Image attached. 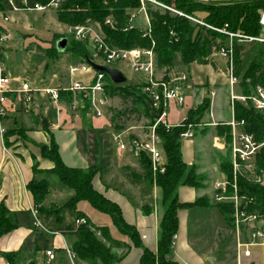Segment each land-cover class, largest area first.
I'll return each mask as SVG.
<instances>
[{"label": "trees", "instance_id": "obj_1", "mask_svg": "<svg viewBox=\"0 0 264 264\" xmlns=\"http://www.w3.org/2000/svg\"><path fill=\"white\" fill-rule=\"evenodd\" d=\"M22 0H14V4L22 9ZM51 0H25L28 8L41 5L48 6ZM157 4L165 8L174 7V10H180L186 17L198 19L202 25L193 24L187 18L178 17L177 14L168 13L160 9L158 5H151L148 2L140 0H61L57 6L56 17L59 22L68 28H81L85 26L98 27L102 32L103 41L108 47L119 50L144 49L152 50L156 57L155 71L157 73L163 70L169 71L174 68L187 69L191 65L212 66V56L216 55L222 48H226L227 35L219 31L241 34L250 38L263 37L264 29L259 24L261 14L264 12V0H253V2H239L234 4L210 2L205 4L192 0H156ZM195 7H199V16L194 14ZM144 8L147 16L149 31L143 32L140 29L131 28L132 16L130 12L139 11ZM11 11L7 0H0V12ZM180 12V13H181ZM201 20V21H200ZM109 21V26L106 22ZM148 32V33H147ZM56 38V36H55ZM64 37L55 39V43ZM68 41L64 51L77 54L75 57L80 60L79 65L87 64V60L92 62L89 54V45L87 43ZM255 47L264 46L262 43H252ZM70 45V46H69ZM264 48V47H263ZM243 45L236 40L232 43V69L233 74L238 80V93L241 96L248 97L256 90V87L264 88V64L259 61H252L248 67L243 68L242 54ZM45 54L50 57L60 55L54 47L51 51L45 50ZM99 57L97 54L96 58ZM106 79V94L113 96L118 93L122 96H130L132 93L125 86L114 85ZM135 101L140 103L143 114L149 119V124L153 125L154 120L149 115L150 103L140 92H133ZM16 95H7L6 98L14 100ZM71 94L60 92V101L70 104ZM84 115L90 110L91 103L89 99H84ZM210 100L203 99L202 105H199L195 111L187 110L185 124L189 120L199 121L205 114H208ZM234 121L243 123L239 128L253 136L254 140L263 141L264 139V115L255 111L250 103L233 105ZM34 116L33 114L30 115ZM6 119V118H5ZM41 126L48 137L50 150L46 149L41 158L52 163L53 167L49 170H40L38 162L33 158L32 176L33 178L26 185V191L30 192L34 205L35 217L39 219H48L51 216L59 222L63 211H75L74 220L83 219L85 224L78 227L67 225L61 230V234L69 241V251L75 256V261L82 264H120L122 259L131 250L127 242L115 240L112 238L107 227H95L81 212L77 211V206L81 203H88L92 209L100 214H104L111 219L112 227L126 238L131 245L140 249L139 264H179L172 260L174 248V238L178 232V210H188L193 207H214L224 217L228 225H232V204L208 205L205 199H196L188 204L180 203L177 198V190L180 187H191L198 189L201 187V178L195 176L194 168H188L180 156V135L186 132V128L171 127L166 130L157 126V134L162 143V150L166 158V165L163 174L154 175L151 172L150 163L144 156L139 157L135 169H122L125 181L134 187L140 188L142 182L150 184V190L153 187L160 189V205L162 213L158 224L157 249L155 252L145 249L140 243L137 230L133 226H128L121 216L120 208L107 200L103 194L98 193L92 185L94 178L98 177L100 184L107 190L112 189L107 184L108 171L98 169L94 166L80 169L77 167H68L61 161L59 146L54 143L55 132H49L48 124L42 119ZM216 135L224 137V141L229 146L231 143V127L218 124L215 126ZM17 128L16 120H12L10 129H6L3 142L9 147V141L12 139ZM58 131V130H56ZM29 132V131H27ZM26 132V134H27ZM23 133V132H22ZM255 160L256 173H243L241 171L235 178L236 195L242 199L240 212L247 215H256L264 217V185L255 182V178L264 173V150L259 151ZM230 148H227L225 156L222 157L220 170L227 178L232 181V170L230 162ZM56 175L61 184L72 192V197L62 206L45 205V200L50 193L49 178ZM258 179V178H257ZM118 190L119 189H114ZM230 196L233 192L232 186L227 191ZM127 201L136 208L135 202L131 197L126 196ZM153 202H155L153 200ZM206 203V204H205ZM150 205V206H149ZM153 204H145L141 209L143 216L152 213ZM73 220V221H74ZM32 212L20 211L12 213L8 208L0 204V239L2 236L15 231L19 227L31 229L34 234V240H26L16 252L0 253V258L4 259L6 264H36L35 255L48 248V239L55 233L48 231L44 233L34 224ZM232 227V226H231ZM99 233L100 236H97ZM120 250L121 253L117 254ZM53 251V250H52Z\"/></svg>", "mask_w": 264, "mask_h": 264}, {"label": "rangeland", "instance_id": "obj_2", "mask_svg": "<svg viewBox=\"0 0 264 264\" xmlns=\"http://www.w3.org/2000/svg\"><path fill=\"white\" fill-rule=\"evenodd\" d=\"M143 2H148L151 5H158L160 9L165 10L168 13H174L177 14L178 17L181 18H187V20L191 21L193 24H197L198 19H193L191 17H186L183 15V13L178 10H174V7L171 6V8L157 4L156 0H140ZM211 2V1H210ZM214 2V1H213ZM222 3H228V4H234L239 2H253V0H225L220 1ZM210 4V3H204ZM58 7H52L50 9H47L42 12H34V11H23V12H15L12 14V16L6 15V18H9L10 16L13 18L12 22L10 20L11 24V36L8 40H3L4 42L0 41V47L3 46V48H0V67L5 70V73L13 78H19L23 82H29L33 88H43L46 80L51 79L52 76L55 74L57 75V79L62 83L63 85H68L70 82V68H78L80 65L78 64L80 60L76 58L75 56L77 54H72L71 52L62 53L58 56L50 57L45 54V50L51 51L55 46V39L64 37L68 38L69 40L76 38L74 35H70L67 31V27L62 25L58 17H56V10ZM140 10V9H139ZM200 10L199 7H195L193 12L194 14L197 13L199 16H203L204 14L198 13ZM136 12L138 11H133ZM181 12V13H180ZM137 19V21L135 20ZM134 20L136 21L135 25L137 24L138 30L140 29L143 32L149 31L148 27L149 24L146 26V22L142 21L140 17H136ZM201 21V20H200ZM134 25V24H132ZM199 25H202L200 22ZM98 28L97 26L95 27ZM66 30V31H65ZM98 30L99 35H103L102 32ZM264 31V30H263ZM148 33V32H147ZM56 36V38H55ZM264 36V34H263ZM93 34L89 35V41L83 42L87 43L89 45V54L91 55V59H93L95 64H102L103 60L100 57H97V50L96 45L92 42ZM68 43V41H67ZM81 43V42H80ZM229 40L226 41L225 46L228 45ZM243 45V51L242 54V64L243 68L245 69L248 67V65L254 60L259 61L264 64V46H257L253 45L252 43L247 42H240ZM3 44V45H2ZM2 50V51H1ZM151 50V49H150ZM6 52V53H5ZM154 61L156 65V57L154 56ZM212 66H191L190 70V76L192 79V87L191 91L195 96V102L193 103L192 107L189 108L191 111H195V109L202 105L203 99L208 98L210 100V107L208 108V114H205L203 118H200L199 121L195 120H189L188 123L185 124V122H180L176 125L171 124V120L176 119L182 120L184 119V110H181L180 112H176L174 110V107H171L169 117L167 119L168 124L172 125L173 127H178V125L183 124V126L186 129H190V131L195 136V139H200V134H203L204 132L210 133V131L213 129L215 122L213 123V117L215 119L214 113L215 111L219 112L222 111L224 114V118L228 119L230 115L234 117L233 112V105L234 103H238V101H234L232 103L231 99V92L233 96L240 97L241 95L238 93V86H234L232 89L230 88L229 84L227 83V66L226 61L222 59L218 55L212 56ZM88 65V64H87ZM110 68H115L118 71L122 72L123 75L127 78V81L125 84H123L121 87L125 86L129 89V91L132 93L130 96H122L121 94L115 93L113 96L105 93V102L106 104L104 106H98V109L101 110V117L97 118L94 116V114L91 112V110L87 111L84 115L82 114V111H72L69 109L67 103H64L63 101L58 102V104L50 103L46 98L41 96H36L33 99V102L30 103V109L26 110L23 104L21 103L22 99L21 97L17 96L13 101L7 99L6 105L7 110L13 109L12 116L6 117L7 120L4 122V128L10 129L12 126V120H16L17 128L13 130H20L22 132L16 131L17 134H14L12 136V141L20 143L21 146L24 147H33L35 148L37 154L41 152L42 146H45L48 151L50 150L49 144H42V145H36L34 144L26 134L27 131L32 132L33 130H37L41 133H44V129L41 126L42 119H45L48 124V130L49 132H55L54 134V143L56 146H59V154L61 161L64 162V164L68 167H77L80 169H84L82 167L86 166H94L98 169H100V166H109L110 163H113V159L115 157V152H117V149L115 145L112 144L111 139L115 134H125L129 136H138L137 134L139 132L143 131V128L145 126L150 125L149 119L143 114L142 108L140 107V103L138 101H135V96L133 95V92H140L141 93V79L134 75L133 72H131L125 65V63H117L112 64ZM176 72H184L186 70L180 69V68H174L172 69ZM220 70V71H219ZM166 71H162L158 73L159 75L163 76L165 75ZM221 74V75H220ZM75 76V79L78 81H85L91 76V73H88L86 75L80 76V74L76 73L73 75ZM158 76V75H157ZM10 77V78H11ZM142 78V77H141ZM18 84L12 83V87H17ZM66 87V86H65ZM213 96H212V94ZM214 94L216 95L214 97ZM205 97V98H204ZM103 98V100H104ZM199 100V105L198 101ZM83 105L85 102H83ZM241 103V102H239ZM249 103V101H247ZM243 105V102L241 103ZM55 108L50 109V107ZM190 105V104H189ZM245 105V104H244ZM46 108V109H45ZM52 110V112H51ZM58 110V113L56 111ZM8 114V113H7ZM33 114L34 116H30ZM183 116V117H182ZM60 118V119H59ZM65 121V124H64ZM220 123V122H219ZM229 124V123H228ZM170 125V126H171ZM56 128V129H55ZM181 128V127H178ZM108 129L112 131V136L110 139V135L108 132ZM58 130V131H56ZM137 133V134H136ZM216 134V132H214ZM193 136V137H194ZM75 139V140H74ZM126 138H124L125 140ZM190 140V139H189ZM75 141V143H73ZM210 141V140H209ZM219 142V141H218ZM213 144V143H212ZM77 146V147H76ZM182 146H180L181 151ZM200 152L201 154H205L207 158L204 162L201 163V167L206 170L205 166L206 164H210L209 160H212V164H210V170H206V172H203V174H199L200 171L198 167L192 166L193 171H195V176L197 178H201V187L203 190H207V186L211 183L210 181H213L211 178H215L217 174V170L222 173L220 170V164L223 161L222 155H217L213 153V150L210 149V147H201ZM226 148V147H225ZM229 148V146H228ZM227 150V149H226ZM217 153V151H216ZM226 151H223V154H225ZM119 157L123 158L124 155H131L132 158L134 157L132 154L128 153H118ZM136 158V157H135ZM118 159V157H117ZM203 159V158H202ZM111 161V162H109ZM115 162V165H111L110 167L114 170L115 173H113V176L117 173V176L112 178L113 181L116 179L118 180H124L122 177V169L120 170V164ZM207 162V163H206ZM218 163V164H217ZM215 164V166H213ZM123 165V164H122ZM218 166V169H217ZM109 167V168H110ZM123 167V166H122ZM188 167V166H187ZM232 167V165H230ZM216 168V170H215ZM132 168H128L127 170H131ZM232 172L233 169L231 168ZM109 174V173H108ZM223 174V173H222ZM110 175V174H109ZM107 176L106 182H108L109 185L111 184L110 177ZM238 176V174L236 175ZM223 177V175H222ZM221 177V178H222ZM218 181H214V183H211V189L213 188V184L216 182L226 181L227 184H229V188L231 186H234L235 181H233L236 177L234 176V173H232V181H227V178L224 176L222 179ZM210 179V181H208ZM263 183H264V175H262ZM116 184V183H115ZM149 188L150 184L148 182H145L144 184ZM236 185V184H235ZM261 185V184H260ZM264 185V184H263ZM156 187H153V189ZM59 189L67 190L60 182L59 178L56 175H51L49 178V190L50 194L58 193ZM150 189V188H149ZM148 189V190H149ZM152 189V190H153ZM149 190L150 196L143 200H134L138 201L142 204L145 203H151L153 204V200L156 203V209L158 212V215L162 213V206L160 205V189H156V193L153 194V191ZM70 192V191H69ZM152 192V195H151ZM214 192V190H213ZM71 193V192H70ZM229 193L226 192L225 199L222 202H216L212 197L210 199L207 196H202L199 199H205L206 203L209 205H217V204H228L231 205L233 202L232 196H228ZM47 199V198H46ZM65 203L68 201L66 199V196L62 194L59 197V202ZM59 203V204H63ZM205 203V204H206ZM233 208V206H232ZM211 212L209 209H192L190 211V214H194L193 216H200L207 218L206 221L210 224L207 226L202 227V232L198 235V239H200V242H204V244H201L202 247L209 245L212 246L211 239L218 238L222 240V242L226 243V246L230 249H228V252H223L219 259L218 264H231L226 262V254L231 253L232 249V237L234 236L235 232L233 229L229 228L228 225L225 223L224 217L216 211L215 208H212ZM83 211L91 220V222L95 226H102L107 225L108 230L112 231V224H110L109 218L104 215L100 214L94 209L91 208V206L87 203H82L77 206V211ZM75 211H63L61 214V220L59 222L55 221V218L51 216L50 218L53 219V221L50 223L49 220H42L39 219L41 226L44 228V230H50L53 232H57V229H63L67 225H72L74 218ZM212 213V214H210ZM233 213V210H232ZM204 214H209L207 216H203ZM48 218V219H50ZM105 223V224H103ZM260 227L263 226L259 225ZM231 227V226H230ZM98 236V234L96 233ZM114 238H116V235H114ZM199 243V242H197ZM70 244L69 241H67V245ZM200 244V243H199ZM50 248V247H48ZM69 248V245H68ZM52 249V248H50ZM215 254V253H214ZM255 257V256H254ZM261 256H257V260H261ZM65 264H70V262L65 260ZM78 261H76L75 264H77ZM80 263V262H79ZM81 264V263H80ZM209 264V261H208ZM235 264V263H233Z\"/></svg>", "mask_w": 264, "mask_h": 264}, {"label": "crops", "instance_id": "obj_3", "mask_svg": "<svg viewBox=\"0 0 264 264\" xmlns=\"http://www.w3.org/2000/svg\"><path fill=\"white\" fill-rule=\"evenodd\" d=\"M192 1H195V2L198 1L201 3H207V2L210 3V1L213 3V1H214L217 3H222L220 1H225V0H192ZM230 1H232V0H230ZM14 13L15 12H13V11L0 12V41H2L4 38L12 37L11 36L12 31L10 28L11 27L10 20L12 22L13 18L11 16ZM134 13L135 12H133V11L130 12V14L132 16L131 26H130L131 28L137 29L140 27V26L137 27V24L135 25V23L137 21V19H135L136 17H140L142 21L146 22V26L148 25V20H147L146 14L144 12V8H141L138 12H136V14H134ZM9 14L11 15L9 18H11V19L6 18V15H9ZM5 19H7V21H5ZM132 24H134V25H132ZM0 48H3V46ZM0 58H2V57H0ZM191 66H196V65H191ZM191 66L187 69H184V70H186V72L189 75V81L187 83L188 87L185 89V104H184V106L182 108H178L175 105H171V107H174V110L177 113L180 112L181 110L185 109L184 110V113H185L184 119L186 116V111L190 107H192L193 103L195 102V99H194L195 96L191 91V87L193 84L190 83V82H192L191 76L189 74L190 73L189 69L191 68ZM207 67H209V66H207ZM163 71H165V70H163ZM172 72H174V70H172V69L169 71H166L165 75H163V76H167ZM76 73L80 74V76H82V77H83V75H86V74L80 73L79 71H76L70 75V81H78L75 79V76L73 77V75H75ZM4 75L9 76L5 73V70H4ZM92 75H93V73H91V76L88 79H86L85 81H89L92 78ZM9 77H11V76H9ZM158 77H162V76L158 74ZM11 78H13V77H11ZM13 79H18V78H13ZM79 82H83V81H79ZM65 86L68 87L69 84L62 86V83H60V81L57 79V75L54 74L51 79L46 80L43 88L44 87L65 88ZM35 89H37V88H35ZM215 96L216 95L214 94V97ZM46 100H47V98H46ZM197 101H198V104H196V105H199V100H197ZM52 106L53 107H50V109L55 108L54 105H52ZM171 107H170V109H171ZM13 112H14L13 109H10L9 111L7 110L8 114L6 117L12 116ZM51 112H52V110H51ZM56 112H58V110ZM169 113H170V110L168 111V114ZM214 116H215V119L213 117L212 120H213V123L215 122V125L212 127L213 129L210 131V133L204 132L203 134H200L199 136H201V138L198 140L195 139V136H194L193 138H190V140L186 139V140L180 141L181 142L180 146H182L181 151H180V156L182 157L183 163L186 166H188V168H190L192 166L198 167L199 170H197V171H200L199 174H203V175H204L203 172H206V170H210V168H211L210 164H212L213 162H212V160H209L210 164L209 165L206 164V166H205L206 170L201 167V163L204 162L205 159L207 158V156L205 154L200 155V153H202V151L200 152V149L202 150L201 147L202 146H204L205 148L210 147V149L213 150V153L220 155V156L222 155L224 157L225 154H223V151L224 150L226 151V149L228 148V145L226 144V141H224V137L214 134V132H216L215 126L218 124L230 126L228 123H230L232 120H234L232 115H230L228 117V119H225L222 111H219V112L215 111ZM6 120H7V118H6ZM182 120H178V121L176 119L171 120V124L176 125V124L180 123ZM64 124H65V121H64ZM108 132H109L110 139H111L112 131L110 129H108ZM140 133L141 132H139L138 134L136 133V134L140 135ZM231 133H232V129H231ZM27 135H28V138L36 145L48 144L49 139L45 133H41L37 130H35V131L33 130L32 132H27ZM12 139L9 141L10 146L7 147V146H5V144L3 142V138L0 137V204L3 203L8 208V210L12 213H16V212H20V211L30 212L33 210L34 205H33V200H32V196H31L30 192L26 191V185L33 178L32 169H31L32 165H33L32 160H33V158H35L36 162H38L40 170H49L53 167V165L51 162H49L45 159H42L41 154L40 153L37 154L35 148H33V147L27 148V147H24L23 145L21 146L20 143L13 142ZM73 143H75V141H73ZM216 151H217V153H216ZM124 156H125L123 158L124 160H122V157L120 158L119 154L115 152V157L113 159L112 164L110 163L109 166H107V165L100 166V169L102 168V169H105L109 172V174H110L109 177H110V181L112 184V185H110V187L112 189H109V190L105 189L100 184L98 177L94 178L92 185H93V188L98 193L103 194V196L107 200L118 205V207L120 208L121 216H123L124 222L128 226H130V227L133 226L135 228V230H137L141 245H143L145 249L147 248L149 251L155 252L157 249L156 242H157L158 231H159L158 230V224H159V220L161 217V213H160V215H158V212L156 209V207H157L156 203L157 202H153V205H151L153 208L152 213L149 215L143 216L141 214L140 209L145 204H149V202L142 204L138 201H133L136 204V208H133L132 205H130V203L127 201V199L125 197V195H126L128 197H131L134 200H143L146 198V196L147 197L150 196V193H147L150 190L149 189L150 186L148 188L149 190L147 189V187L145 185H141L140 188L134 187L125 181L123 174H122L121 178H124V180L120 181V180L116 179V181L115 180L113 181V179H112L114 176L116 178L117 173L113 176V173H115V172L110 166L115 165L116 161H118L117 163L120 164V165H118V166H120V170H118V171H121V169H127V167L128 168L130 167L132 169H135L137 167V163L139 161V158H135V157L132 158L131 155H127V154H125ZM117 157H118V159H117ZM109 162H111V161H109ZM213 166H215V164H213ZM86 167H90V166H86ZM86 167H82V168L86 169ZM217 169H218V166H217ZM215 170H216V168H215ZM210 171H212V170H210ZM222 175L223 174L220 173L219 170H217V174H216L215 178H211V179H213V181H210V179L208 181H210L211 183L212 182L214 183V181L220 180ZM223 177H224V175H223ZM145 182L146 181L142 182V184H144ZM211 183L209 184V186H207V188H208L207 190H203L202 188L193 189L191 187H180L177 190V198L180 201V203H183V204L192 203V202L196 201V199H199L202 196H207L210 199V197H212V195H213V188L211 189V187H212ZM107 184H108V182H107ZM116 188L119 189L120 192H118V190H114ZM156 189L157 188H154L152 190L153 194H155L158 191V190L156 191ZM69 191L59 189L58 193L56 192L52 195L49 193V195L47 196V199L44 202L45 205H47V206L54 205L56 207L62 206L64 203L61 201L59 202V197L62 194H64L66 196V199L69 200L72 197V192L70 191L71 192L70 193ZM151 195H152V192H151ZM59 203H63V204H59ZM206 208L209 209V211L211 212V210H213L212 208H214V207H203V208L193 207V208H189L188 210H178L177 211L176 215H177V219H178V227H177L178 232H177L175 239H174L175 244H174V248H173V254L171 256L173 261L178 262L179 264H208V261H209V264H218V259H219L220 255L223 252H228V249H230L226 246L225 242H222V240L219 239V237L213 238V239H211V241H209V242H212L211 247L209 246L211 243L207 246H204V247L201 246V244H204V242H200L201 240L198 239V235L202 232L201 231L202 227L204 225L207 226L210 223H208L206 221L207 218L200 217V216H193L194 214L193 215L190 214V211L192 209L198 210V209H206ZM78 211L81 212L83 215H85L86 218H89L83 211H80V210H78ZM210 214H212V213H210ZM207 215H209V214H204L203 216H207ZM46 220H49L50 223L53 221L52 218L46 219ZM89 220H90V218H89ZM109 220H110V224H112L110 218H109ZM90 222H91V220H90ZM103 224H105V223H103ZM102 226L107 227V225H102ZM102 226H95V227H101L102 228ZM228 227L233 229V231L235 232L233 227H230V225H228ZM61 230L62 229H57L56 233H58V235H54L48 239V246L50 248H52L51 250H53V252H54V258H53L54 260L52 261L53 262L52 264H65L66 263L65 260L66 261L68 260L67 254L64 251L66 247L68 248L67 240L63 236V234H61ZM52 231H53V229H52ZM109 231H110L113 239L120 240L122 242H127L131 246V250L122 259L120 264H139V260H140L139 258L142 254V251L140 249L134 247L133 245H131L130 242L127 241L126 238L121 236L120 233L118 231H116L113 227H112V231L111 230H109ZM114 235H116V238H114ZM240 238H241V241H243L244 234H242ZM28 239H30L32 241L34 240V234L32 233L31 229L28 230L26 228L19 227L15 231H13L7 235L2 236V238L0 239V253H2V252H4V253L16 252L18 250V248ZM236 240H237V236L235 233L234 236L232 237L231 253H228L225 255V256H227L226 262L231 263V264H233V263H235V264H264V245H262V246L261 245H251L248 248L249 252H250V256L247 258V257L242 256V254H239V255L237 254V241ZM197 242H199L200 244ZM120 253H121V251L118 250L117 254H120ZM257 256L258 257L261 256L262 257L261 260L258 261ZM34 262L36 264H47L46 258H45V251H43V250L39 251L35 255ZM75 263H76V261H75ZM0 264H6L5 260L0 258ZM70 264H71V262H70ZM77 264H80V263L77 262Z\"/></svg>", "mask_w": 264, "mask_h": 264}, {"label": "built area", "instance_id": "obj_4", "mask_svg": "<svg viewBox=\"0 0 264 264\" xmlns=\"http://www.w3.org/2000/svg\"><path fill=\"white\" fill-rule=\"evenodd\" d=\"M61 0H51L48 6L43 7L41 5H36L34 8L30 9L27 6L25 0L21 1L22 9H19L15 4L14 0H7L10 5V9L13 12H23V11H34L42 12L52 7H57ZM148 1V0H147ZM7 21V19H5ZM110 22L107 21L106 25L109 26ZM259 24L264 29V12L261 14L259 19ZM98 28L85 26L81 28H68L67 31L70 35H74L76 40L79 42H88L89 35L93 34L92 42L96 45L97 54L103 60L101 65L110 68L112 64L125 63L126 67L133 72L134 75L138 76L141 83V93L145 96L146 100L150 103V109L154 114L159 117L153 125H148L143 128V131L138 136H129L125 134H115L111 142L115 145L118 153H130L134 157L139 158L144 156L148 159L150 163L151 172L154 175L163 174L166 165V158L164 157L162 150V143L157 134V126H161L166 130H170V126L167 122L169 117L168 111L171 105H175L178 108H182L185 104V89L188 87L187 83L189 81V75L186 71L184 72H172L167 76L158 77V73L155 71V61L153 57L152 50L144 49H132V50H119L116 48H110L104 43L103 36L99 35ZM220 33L227 35V40H229L226 48H222L218 51L216 55L220 56L226 61L227 66V80L230 88L238 85V80L233 74L232 69V43L233 41L247 42V43H262L264 44V36L259 38H250L244 35L233 34L223 31ZM9 37L3 40H8ZM2 40V42H4ZM79 71L82 74L93 73L92 78L89 81H70L69 86L65 88H49L44 87L40 89H35L31 86L29 82H23L19 78L13 79L9 76L4 75L3 68L0 67V137L3 138L5 133L4 122L7 116V105L6 101L7 95H17L20 96L21 103L26 110L30 109V103L36 96H41L47 98L50 103L58 104L60 102V92L70 93L71 100L68 105L69 109L72 111H79L84 109V99L88 98L91 103L90 110L97 118L101 117V110L98 106H104L105 102V91H106V79L105 74L102 72H94L89 65L83 64L80 67L70 68V74ZM142 77V78H141ZM12 83L18 84L17 87H12ZM212 94V93H211ZM213 96V94H212ZM231 101L243 102L247 104V101L251 104L255 111H259L264 115V88L256 87L248 97L233 96L231 92ZM104 98V100H103ZM58 113V112H56ZM183 119L181 122H184ZM215 125V124H214ZM229 125L231 126V143L230 148V162L232 165L234 176L236 177L241 171L243 173H256L255 160L259 155V151L264 150V139L263 141L254 140L253 136L242 132L239 128L243 127V123H236L232 120ZM178 127L183 128V124L178 125ZM56 129V128H55ZM193 133L190 129H186V132L180 135V140H186L193 138ZM124 138H126L124 140ZM264 175V173L262 174ZM262 175L255 178V182L259 185H263ZM235 181V179L233 180ZM213 195L212 199L216 202H222L226 196V192L229 189V184L227 182L221 181L213 184ZM233 192L231 194L233 198V215H232V227L235 230L237 236V254H242L244 257H249V247L251 245H264V227L259 226L264 224V217H258L256 215H247V213L240 212V207L242 199L236 195V185L232 186ZM229 196V197H231ZM32 212V217L35 220L34 225L41 229L44 233H49L46 229L41 226L39 220L35 217L34 210ZM85 224L83 219H76L73 222V227H78ZM51 235H58V233H49ZM100 236L99 233H97ZM244 234L243 241H241V235ZM240 238V239H239ZM175 239V238H174ZM65 253L67 254L68 260L71 264L75 263V256L71 254L69 248H65ZM45 258L47 264H52L54 258V252L50 249L45 252Z\"/></svg>", "mask_w": 264, "mask_h": 264}, {"label": "water", "instance_id": "obj_5", "mask_svg": "<svg viewBox=\"0 0 264 264\" xmlns=\"http://www.w3.org/2000/svg\"><path fill=\"white\" fill-rule=\"evenodd\" d=\"M56 49L58 51L59 54L64 53L66 47H67V40L66 39H60L59 41H57L55 43ZM87 64L90 66V68L94 71V72H102L104 74H106L109 78V81L111 82V84L114 85H123L126 83L127 78L123 75L122 72L118 71L115 68H108L107 66L101 65V64H95L94 62L87 60ZM149 115H151L152 119L154 121H157L158 119V115L154 114L153 111L150 109L149 110ZM46 150L45 146H42L41 148V152L40 154L42 155V153Z\"/></svg>", "mask_w": 264, "mask_h": 264}]
</instances>
